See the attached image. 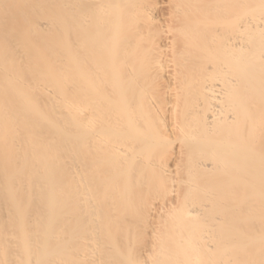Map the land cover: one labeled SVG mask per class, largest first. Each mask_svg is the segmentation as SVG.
Instances as JSON below:
<instances>
[{"label": "bare ground", "instance_id": "6f19581e", "mask_svg": "<svg viewBox=\"0 0 264 264\" xmlns=\"http://www.w3.org/2000/svg\"><path fill=\"white\" fill-rule=\"evenodd\" d=\"M0 264H264V0H0Z\"/></svg>", "mask_w": 264, "mask_h": 264}]
</instances>
